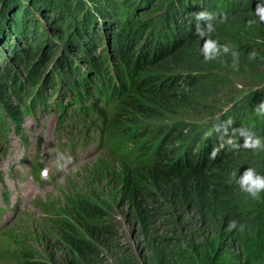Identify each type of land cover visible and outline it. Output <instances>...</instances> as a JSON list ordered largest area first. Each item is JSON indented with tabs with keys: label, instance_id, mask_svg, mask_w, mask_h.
Listing matches in <instances>:
<instances>
[{
	"label": "trees",
	"instance_id": "trees-1",
	"mask_svg": "<svg viewBox=\"0 0 264 264\" xmlns=\"http://www.w3.org/2000/svg\"><path fill=\"white\" fill-rule=\"evenodd\" d=\"M41 1L42 4H38L45 11L43 21L30 18L35 11L26 5L30 0H0V125L20 127L28 115L34 116L47 106L49 92L61 95L68 88L76 97L82 92L98 101L101 93L116 95V84L122 90L131 79V100L121 107L110 126L113 129L118 125L143 128L136 125L140 123L146 128L143 119L156 115L161 107V96L187 93L183 104L185 100L188 106H193L200 98L213 101L215 94L211 90L222 80V72L227 71L234 76L242 75L252 85V90L221 113V136L229 140L234 137V134L231 138L229 135L232 130L243 127V137L248 144L258 138L263 145L250 148L247 167L256 170L253 176L264 177V106L261 104L264 101V20L259 16V20L254 21L243 15L250 12L249 9L255 11L261 0ZM54 10L57 18L52 19L48 28L53 36L61 27L58 41L46 32L39 35L40 27L48 23V15ZM201 12L208 15L201 17ZM234 19L242 21L235 23ZM198 27L204 32L205 40H200L203 36H198ZM202 27L207 30L203 31ZM206 37H212V41L215 38L214 52H211L215 54H202L211 41ZM64 38L68 40L66 45L62 44L59 57L50 61L48 54ZM219 39L225 43L219 44ZM239 41L246 49H251L252 55L237 52ZM68 52L72 56L76 53L81 57L77 59L82 60L76 63ZM178 63V67L186 69L184 73L190 74H170ZM163 66L167 67L165 75L155 70ZM214 70L218 73H213ZM84 75L88 80H84ZM237 141L240 151L246 149L240 139ZM236 149L226 147L225 153L219 154L220 144L210 143L198 154L193 152L190 156V150L185 157L186 170L182 164L178 167L177 161H170L173 155L170 148L163 153V160L150 170L102 159L103 166L96 164L90 174L94 181L103 178L100 183H115L114 197L138 218H143L150 215L151 208L150 198H146L147 187H141L144 180L157 182L174 176L187 177V180L198 178ZM171 164L178 169L172 171ZM210 188L208 185L200 187L201 201L193 199L197 196L192 192L186 193L181 203L194 213L187 218L195 224L187 228L189 234L185 233L187 245L173 248L168 237L150 235L149 230L147 245L152 256L145 264H264V190L258 198L244 191L231 193V197L217 195L213 199L208 196ZM66 198L67 205L53 210L47 222L59 236L57 243L83 253L91 246L86 237L96 242L99 235L104 234L102 229L107 230L99 220L106 217L108 204L83 192ZM147 221L149 223L150 218ZM232 221L236 222L235 227L231 226ZM27 253L18 254L20 260L24 264H36Z\"/></svg>",
	"mask_w": 264,
	"mask_h": 264
},
{
	"label": "rangeland",
	"instance_id": "rangeland-1",
	"mask_svg": "<svg viewBox=\"0 0 264 264\" xmlns=\"http://www.w3.org/2000/svg\"><path fill=\"white\" fill-rule=\"evenodd\" d=\"M31 2H34L35 5ZM41 2V0H30V2L26 3V5L29 4L35 10L30 16L32 20L35 18L41 21L44 20L45 14L43 12L45 11L41 10ZM253 10L249 9L250 12H244L243 15L247 16L248 19L253 18L254 21H257L259 20V15L256 10ZM54 18H57L55 10L49 13L48 23L42 22L45 24L40 27L41 33L39 35L46 32L49 37L58 41L60 40L59 32L62 31L61 27L59 26L58 31L54 32L53 36L51 35V29L48 28ZM233 21L238 23L242 20L238 19L236 21L234 19ZM55 23L58 24L59 22L55 21ZM51 27L55 29L54 26ZM202 28L203 31L207 30L205 27ZM203 33L201 31L198 36ZM207 39L211 41L206 45L205 50L201 51L202 54H215L211 53L214 52L215 38H213V41L212 37H207ZM67 40L64 38L59 45L57 44L55 50L50 51L51 54H48L50 61L53 58H55L53 59L55 61L59 57V49L63 48V43L66 45ZM200 40H205V35ZM219 41V44L225 43V40L219 39ZM10 42L13 43V41ZM224 48L222 47L221 49ZM250 51L251 49H246V45L241 44V41L238 42V53L251 54ZM67 54L72 59H76V63L82 60L77 59L81 57H78L76 53H73L75 56L70 55L71 52ZM178 66H180V63L170 74H183L185 72V68L181 69ZM165 68L167 67L163 66L155 70H159L160 74L165 75ZM262 70L264 71L263 68ZM214 72L218 73V70H214ZM184 74L190 73L186 72ZM221 75H223L222 80L211 90L215 94L213 101L210 98H200L193 106H188L185 100L183 104V99L187 96V93L184 96H168L166 98L161 96V107L156 115L149 119H143L146 123V128L144 124H136L144 126L146 137H149V144L154 142L156 145L159 138L158 135L163 131L169 132L167 138L171 139L168 148H171L170 150H173L174 154H178L181 150L182 159L187 156L186 154L190 150V156L198 154L201 148L207 147L210 143L220 144L221 151L219 154L225 153L226 147L227 150L237 148L235 153L226 157L219 165L209 167L198 178L187 180V177L174 176L162 180L159 179L157 182L144 180V185L141 187H147L146 198H150L151 208L149 209L150 215L143 218H138L133 211L125 207L121 200H117L114 197L115 188L117 187L115 183H100L103 178H99L95 182L90 181L87 170L101 156L107 157L108 153L106 151H99L95 145L91 144L85 150L78 149L75 156L67 145L68 143L61 141L58 137L54 116L49 114L40 116V122L37 124L28 118L25 130L30 141V148L24 149L18 138L13 137L7 152L0 154V189H10L13 185L26 181L30 169L42 164L44 169L49 172V179L47 180L46 176H42L43 181L39 184L37 191L40 199L48 203L49 207L53 206L55 209H59L68 203L65 194L73 197L83 192L88 196L97 197L100 201L108 204V208L105 209L106 217L99 220L101 224L105 225L107 230L102 229L104 234H100L96 242L90 239L91 237H86L90 241L91 246H87L89 249L84 250L85 253H79L66 247L62 242L57 243L58 239L50 230V224H45V219H42L45 213H24L16 217L8 228V231L12 230L17 245H12L6 249L4 254L0 255L3 258L0 264H24L18 256L23 251H27L28 256L36 264H145L144 261L152 256V253L149 252L150 247L147 245L149 230H151L150 235L157 233L161 238L168 237L167 241H172L173 248L178 249L181 246L184 248L187 245V234L190 232L187 228L195 226L193 221L187 220L188 217H193L194 213L188 208H183L181 204L186 199V193L193 192V195L197 196L193 199L201 201L202 199L198 197V192L203 185L211 187L208 196L213 199L217 195L231 197V193L238 194L245 191L241 186L240 178L244 170L248 168L247 162L249 161L251 147L246 146V149L241 151L238 149L240 144L237 140L240 139L242 146H244L246 141L245 137H243L245 133L243 127L232 130L229 135L231 138L234 134V137L231 139L228 140L226 137L223 139L221 136L223 118L220 116L221 113L232 106L234 101H239L245 94L250 92L252 85L245 81L241 77L242 75L234 76L227 74V71L226 73L222 72ZM47 94V99L50 102H54L50 96L51 93ZM40 114L41 111H38L34 116ZM44 135H51L54 142L44 144L43 148L40 149L38 145L41 143H38V139ZM109 144L115 148L120 147L123 150H128L126 130L121 129L119 134L112 135ZM262 145L261 142L259 146ZM40 150L41 153L38 155L37 153ZM123 150L116 152L117 155L121 156L124 153ZM252 150L255 149L253 148ZM110 157L113 158L114 156ZM174 159L176 161L179 160L177 157ZM211 159L212 157H210V161ZM221 159H223L222 155H220L219 160ZM98 164L103 166L102 161H98ZM177 169L174 167L172 171ZM256 173V170H254L253 175ZM53 174H56L55 179L51 178ZM176 197L178 198L177 200ZM206 199L209 200V198ZM5 204L7 205V202ZM2 215L3 212L0 211V221L3 218ZM149 218L151 221L148 223L147 220ZM186 232L187 234H185ZM21 245L25 246L22 252L18 249Z\"/></svg>",
	"mask_w": 264,
	"mask_h": 264
},
{
	"label": "clouds",
	"instance_id": "clouds-1",
	"mask_svg": "<svg viewBox=\"0 0 264 264\" xmlns=\"http://www.w3.org/2000/svg\"><path fill=\"white\" fill-rule=\"evenodd\" d=\"M257 13L260 16L261 20H264V0H261V3L258 4L257 9H256ZM201 17H204L206 15H208L207 13L201 12L199 14ZM195 25V24H193ZM198 29V33L201 32L200 27L197 28ZM203 35H200V38ZM207 38V37H206ZM262 106H264V101L261 102ZM141 133H144V127L141 128ZM146 136V134H145ZM261 143V141L257 138L255 141H253L251 144H248L247 141H245V145L246 146H250V147H256L259 146ZM174 158H171L170 160H173ZM182 165L184 166V168L186 167V162H182ZM253 172L254 170L252 168H247L244 170V172L242 173V176L240 178V183L241 186L244 188L245 191L249 192V194L254 197V198H258L260 191L264 190V177L260 176V175H256L253 176ZM246 186V187H245ZM46 221V219H45ZM48 223L50 224L51 227V231L52 233H54L55 237L59 239V236L57 235V233L53 230V226L50 222H45V224ZM232 227L236 226V222L232 221L231 224ZM0 261H3L2 259Z\"/></svg>",
	"mask_w": 264,
	"mask_h": 264
},
{
	"label": "bare ground",
	"instance_id": "bare-ground-1",
	"mask_svg": "<svg viewBox=\"0 0 264 264\" xmlns=\"http://www.w3.org/2000/svg\"><path fill=\"white\" fill-rule=\"evenodd\" d=\"M60 50V49H59ZM4 111V110H3ZM0 121H1V118H0ZM119 165V164H118ZM3 173V172H2ZM1 176V175H0ZM262 192V191H261ZM261 196V195H260ZM259 200V199H258ZM262 201V200H261ZM28 262V261H27ZM35 263V262H34Z\"/></svg>",
	"mask_w": 264,
	"mask_h": 264
}]
</instances>
